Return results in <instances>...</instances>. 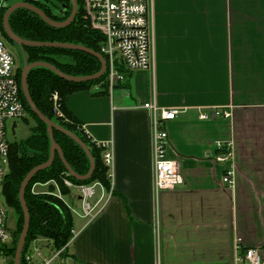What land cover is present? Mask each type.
<instances>
[{"label":"crops","instance_id":"1","mask_svg":"<svg viewBox=\"0 0 264 264\" xmlns=\"http://www.w3.org/2000/svg\"><path fill=\"white\" fill-rule=\"evenodd\" d=\"M153 8L155 67L124 68L112 94L96 85L67 100L92 138L115 149L113 194L97 187L103 211L74 220L70 262L239 264L237 246L264 258V0H153ZM148 101L180 109L166 125L167 153L185 182L159 195ZM214 110L231 115L200 119ZM217 142L232 143V186ZM66 198L73 213L82 206L77 186Z\"/></svg>","mask_w":264,"mask_h":264},{"label":"trees","instance_id":"2","mask_svg":"<svg viewBox=\"0 0 264 264\" xmlns=\"http://www.w3.org/2000/svg\"><path fill=\"white\" fill-rule=\"evenodd\" d=\"M42 9L47 16L55 21H64L72 13L71 0H59L61 7L59 13H54L47 4L41 0H22ZM79 11L75 20L66 27H54L49 25L37 13L26 8L16 9L10 15V26L21 38L39 42H63L83 45L104 55L101 50L104 44V36L92 29L83 19L82 3L77 0ZM9 6L2 10L0 29L8 43L15 44L5 33L2 26L3 17ZM24 62L16 68V79L19 83L20 94L26 113L32 118L33 124L29 134L18 141L9 142V166L3 186V196L10 207L16 213V227L9 230L12 233L10 243L0 247L2 253L8 259L4 264H14L18 241L23 230L24 212L19 198L21 184L26 175L36 166L47 162L50 158L51 140L47 124L31 109L22 91L21 77L25 61L33 63L43 61L56 66L62 72L71 76H88L99 72L100 60L87 52L61 47L23 46ZM105 56V55H104ZM106 57V56H105ZM121 71L124 68L119 66ZM108 72L99 79L85 82H73L66 80L48 68L36 67L28 74V86L31 96L37 107L57 124L75 133L89 147L96 163L93 175L84 181L70 176L59 154L53 164L38 172L29 183L25 199L30 211V227L24 245L21 264H26L25 255L32 240L38 237H47L53 241L56 248L65 246L73 236L74 213L71 206L63 199L71 188L64 179H70L74 184L101 183L105 188H110L108 167L103 161V148L98 147L85 135L81 125L67 108V100L76 91L89 89L99 85L108 92ZM58 94V104L63 116L55 114V102L53 95ZM54 137L63 149L64 155L73 170L80 175L89 172L91 162L84 149L72 138L59 130H54ZM56 183V185L54 184ZM50 183L47 191H34L36 184ZM62 194L59 196L58 191Z\"/></svg>","mask_w":264,"mask_h":264},{"label":"built area","instance_id":"3","mask_svg":"<svg viewBox=\"0 0 264 264\" xmlns=\"http://www.w3.org/2000/svg\"><path fill=\"white\" fill-rule=\"evenodd\" d=\"M83 19L88 25L99 31L105 38L101 47L107 61L108 92L113 93L119 84L126 79L124 71L148 70L155 67L156 30L154 20L153 0H81ZM5 6L0 3V20ZM58 94L53 95L55 114L63 116L58 104ZM143 108L153 114V163L155 169V191L157 195L164 190L174 189L183 184L180 162L168 156L169 132L167 123L174 120L180 113L179 108H161L155 101H148ZM26 114L25 106L20 94L19 83L14 69V58L8 51L5 40L0 37V191L9 166L10 144L6 137L7 122L10 119H21ZM229 111L214 110L213 115L200 113L201 120L211 117H230ZM82 127V126H81ZM85 135L103 148V161L108 167L110 178L109 198L113 194L115 174L114 141L100 142L92 138L83 127ZM220 152L216 161L227 165L223 182L230 186L234 183L233 149L231 142H217ZM65 184L72 188L77 186L82 198V212L78 213L86 220H92L105 208L103 198L94 201L97 187L105 188L101 183L74 184L70 179H64ZM55 183V182H54ZM59 196L62 197L59 192ZM70 241L61 248H56L53 241L47 237H38L28 246L26 264H54L60 259V264H70L67 251ZM12 239L8 228V216L5 206L0 201V247L10 243ZM239 264H264L263 253L260 248L251 247L242 251L237 246ZM2 250H0V256ZM83 264V263H76Z\"/></svg>","mask_w":264,"mask_h":264},{"label":"water","instance_id":"4","mask_svg":"<svg viewBox=\"0 0 264 264\" xmlns=\"http://www.w3.org/2000/svg\"><path fill=\"white\" fill-rule=\"evenodd\" d=\"M71 2H72V7H73L72 13L69 16V18H67L64 21H55V20L51 19L49 16H47V14L42 9H40L39 7H37L31 3L25 2V1H18V2H15L14 4L10 5L9 8L6 10L4 17H3L2 26L4 28L5 33L8 35V37L13 42H15L17 45H19L21 47V49H23V46H41V47H61V48H67V49H73V50H80V51H84V52H87V53H90V54L96 56L101 62V69L99 70V72H97L96 74H93V75L79 76V77L68 75V74L62 72L61 70H59L56 66H54L50 63H47V62L38 61V62H33V63H27L25 61V63H24V67L22 70V77H21L22 91H23V93L26 97V100L28 101L31 109L37 114V116L45 124H47L48 132H49V136H50V140H51V149H50L49 160L43 164H40V165L34 167L26 175V177L24 178V180L21 184V187H20L19 198H20V202H21L23 212H24V225H23V230L21 232V235H20V238L18 241L15 259H14V264H21L22 253H23L24 245H25L26 238H27L28 231H29V227H30L31 217H30V211H29V208L27 205V201L25 199V194H26L27 187H28L29 183L32 181V179L34 178V176L38 172L50 167L53 164L57 154H59L60 158L62 159V162L65 165L68 174L70 176H72L73 178H76L77 180L84 181V180L89 179L93 175V173L95 171V167H96L95 159H94L88 145L81 138H79L75 133H73L70 130H67L66 128L62 127L61 125L57 124L55 121L50 119L43 112H41V110L37 107V105L35 104L32 96H31L30 90H29L28 74H29L30 70H32L36 67H44V68H48V69L52 70L53 72H55L60 77L66 79V80H69V81H73V82L92 81V80L99 79L100 77H102L105 74V72L107 70L106 58L104 57L103 54L96 52L95 50L88 48L86 46H83V45L63 43V42H39V41L23 39L20 36H18L12 30V28L10 26V22H9L10 15L16 9L26 8L28 10H31V11L37 13L39 16H41V18H43L51 26L66 27V26L70 25L75 20V18L77 17L78 11H79V6H78L77 0H71ZM54 130H59L60 132L66 134L67 136L72 138L75 142H77L84 149V151L86 152V154L89 157L90 162H91V167H90V170L87 174L80 175V174H77L73 170V168L70 166L69 162L67 161V159L64 155L63 149L55 140Z\"/></svg>","mask_w":264,"mask_h":264},{"label":"rangeland","instance_id":"5","mask_svg":"<svg viewBox=\"0 0 264 264\" xmlns=\"http://www.w3.org/2000/svg\"><path fill=\"white\" fill-rule=\"evenodd\" d=\"M18 1H22V0H0V3H2L4 6H10V5H12ZM41 1L45 4H47V6H49L54 13H59V11H60L59 8L61 7V3L59 0H41ZM0 37H2L5 40L7 49L12 54V56L14 58V69L16 71V68L18 66H21L22 63L24 62V56H23L22 49L16 43L15 44L8 43L7 40L5 39V36L3 35V32L1 29H0ZM32 124H33V120L27 113L25 114L24 118L8 120L7 130H6V137H7L8 141L9 142H15V141H18L22 138H25L29 134L30 127ZM54 184L56 185V183H54ZM3 186H4V183H3L2 189L0 191V201L3 203V205L5 206V209L7 210L8 225L11 229H14L16 227V213L14 212L13 208L8 205V203L5 200V197L3 196V193H2L3 192ZM43 189H44L43 187H38L35 189V191H42ZM57 191H59V190H57ZM74 191H77V190L74 189ZM99 192H100V188L98 187V194H99ZM64 196L66 198V195H63V197ZM66 199L70 200V198H66ZM73 207L75 210L74 211L75 212L74 213V220H75L76 227H78L82 222V218L78 214L79 212H82V206L80 205V203L78 201H76L74 203ZM11 235H12V233H11ZM7 260L8 259L2 253V255L0 256V264L6 263ZM54 264H60V259L58 261H56ZM70 264H71V262H70Z\"/></svg>","mask_w":264,"mask_h":264}]
</instances>
